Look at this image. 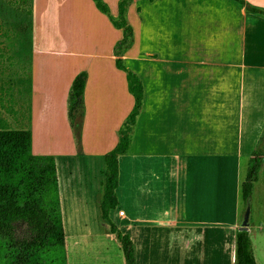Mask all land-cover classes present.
<instances>
[{
	"label": "crops",
	"instance_id": "crops-1",
	"mask_svg": "<svg viewBox=\"0 0 264 264\" xmlns=\"http://www.w3.org/2000/svg\"><path fill=\"white\" fill-rule=\"evenodd\" d=\"M40 1L31 2L30 39L0 40V91L7 95L8 107L5 116L0 114V130L31 131L32 154L55 158L65 250L68 237L71 247L83 248L94 245L89 241L92 238L113 235L86 224L84 206L91 202L73 191L78 185H61L58 165H63L71 180L86 165H98L102 174L105 155L117 144L116 131L133 107L125 73L116 69L110 53L122 34L98 15L102 20L98 32L104 42L95 36L91 52L83 55L69 51L68 57L58 50L52 54L64 64L54 69L53 64L44 65L40 72L39 60L43 64L50 54L37 47L40 23L35 14L43 17L48 3ZM105 1L116 15L118 0ZM246 1L264 8V0ZM128 18L133 19L135 42L122 58L141 80L144 97L130 149L118 157L116 198L118 216L122 212L119 217L125 220L122 233L135 240L136 257L142 252L141 263H149L154 239L161 235L158 230L170 228L168 236L186 233L180 230L185 223L176 213L179 195L174 185H179L177 179L188 173L190 165L200 159L223 160L231 162L237 172L245 169L246 161L247 169L264 130V17L247 13L232 0H141L129 6ZM138 26L146 32L138 34ZM65 39L59 37L57 43ZM191 44L199 45L200 52L189 54V49L176 48ZM74 61H81L80 67L69 75L59 95L56 80ZM81 71L87 73V80L79 153L67 120V95ZM45 74L47 81H43ZM21 121L23 126L12 128ZM263 169L264 161L258 173ZM103 182L93 193L95 211ZM255 185L258 177L252 193ZM63 192L69 196L63 197ZM243 212L244 206H234L226 223L229 231H236ZM116 227L120 230L121 225ZM191 237L182 238L185 249L193 239L200 242V229H192Z\"/></svg>",
	"mask_w": 264,
	"mask_h": 264
},
{
	"label": "rangeland",
	"instance_id": "rangeland-1",
	"mask_svg": "<svg viewBox=\"0 0 264 264\" xmlns=\"http://www.w3.org/2000/svg\"><path fill=\"white\" fill-rule=\"evenodd\" d=\"M103 1L110 9L108 2L105 0ZM134 1L139 3L141 0ZM31 2L32 0H0V40L30 39L32 16ZM46 2L48 3L45 5L46 10L43 17L42 14H35V19L38 17L40 23V30L38 29L39 31H37L36 34L38 41L37 47L43 48L47 53L50 52L44 59L43 64L42 61L39 60L38 66L41 67V69H39L40 72H42L44 65L53 64L52 68L54 69L64 64L58 62V58H55L56 55L54 54L58 52V50H61V52H63L62 55L65 56L72 53L83 55L85 52H91L93 41H95L94 37L98 36L100 39L101 36L98 31L100 30L102 20L98 15L104 17L114 30L120 31L122 34L121 30L115 29L112 26L106 15L96 9L92 0H46L45 3ZM128 10L126 19L133 31V43L132 46L123 53V56L133 48L135 42V26L133 27L132 25L133 19L128 18ZM110 15L115 18L117 16V10L116 15H112L111 13ZM137 32L138 34L142 32L145 33L146 30L138 26ZM65 36V40L57 43L59 37ZM98 42L104 41L100 39ZM1 43L3 42H0V44ZM115 45L110 52L112 54ZM140 47L141 46H138V48ZM7 48L11 50L17 49L16 46L11 45ZM176 48L178 51L189 49V54H196L200 46L191 44L189 46H177ZM69 51L71 52L69 53ZM175 53H177V51H175ZM17 57L20 56L16 55V58ZM68 57H64L63 59L66 60ZM80 64L81 61L71 62L69 65L71 67L67 66V69L65 68L66 71H63L60 78H57L58 80H56V83L59 84L60 89V91H58L59 95L69 75L76 70V68L80 67ZM45 73H48V71ZM47 77L45 74L43 81H47ZM2 87H4V83ZM6 97L7 95H3L2 89L0 91V114L2 116H5L4 113L8 112V107L5 103V101H7ZM1 120L2 119H0V121ZM15 126L16 127L12 128L23 126V121ZM20 129L21 128H19V130ZM246 164L245 161V163H243L245 169H238L237 172L231 162L223 160L200 159L199 163L190 165L188 173L181 174L179 179H177L179 185H174L179 195V206L176 213L178 219L185 223V226H180V230L182 233H186L183 234V236L181 233H174L168 236V234H171L170 228L158 230L159 232L157 234L161 235L157 237V239H154V250L151 254V261L149 263H141L142 252H139L136 257L137 264H235V233L239 231L238 227L234 232L229 231L230 229L227 227L226 223L233 216L234 206L237 205L240 209L244 206L241 185L246 174ZM58 166L60 168L59 178L61 185H78L73 188V191L81 193L86 201L91 202L89 206H84V208L86 207V224L92 229L99 230L100 232L105 230L110 235L105 224L100 220V210L98 209L95 211L93 209L94 205L92 204L93 193L100 187V181H104L106 164L104 165L102 174L98 165H86L81 173L73 175L72 180L69 175H67L63 165L60 164ZM74 176H76L75 180ZM257 177L258 185H255V190L254 193H252L250 202L251 212L248 235L250 237L256 264H264V169L261 171V174L258 173ZM238 181L240 184H237ZM62 195L63 197L69 196V192H63ZM66 202L67 201H65V203ZM118 210L119 209L116 208L110 212V219L116 226L118 224L121 225L120 230H118L122 233L124 232L122 225L125 224V220H122V218L118 216ZM67 218L68 214L66 212L65 225L66 233L68 234L70 224L68 225L69 222ZM196 221L200 223H198V225H191L192 222ZM242 221L243 217L241 219V222ZM192 229H200V242L193 239L190 241L189 248L185 249L182 245V238H184L185 235L192 238ZM108 237L109 236L106 237L103 235L92 238L89 241L91 243L94 242V245H87L83 248L71 247V240L68 237L66 240L67 264H124V257L119 242L114 235L111 238ZM137 240L141 243V239ZM133 242L135 243V240ZM199 246L200 253H198ZM97 251L98 255L96 256L95 252Z\"/></svg>",
	"mask_w": 264,
	"mask_h": 264
},
{
	"label": "trees",
	"instance_id": "trees-1",
	"mask_svg": "<svg viewBox=\"0 0 264 264\" xmlns=\"http://www.w3.org/2000/svg\"><path fill=\"white\" fill-rule=\"evenodd\" d=\"M96 9L106 15L123 37L113 49L115 67L125 73L127 91L133 107L117 129V144L105 155V176L99 201L100 220L120 244L124 264H136V248L127 234H122L109 214L118 206V157L128 153L134 128L143 104V85L124 63L123 53L133 43V31L126 13L134 0H119L117 16L110 15L103 0H92ZM150 2L154 0H149ZM247 13L264 17V8L246 0H232ZM85 71L73 79L67 95V120L76 149L82 151L81 135L85 116ZM29 130H0V264H67L65 235L60 206L55 158L37 156L31 151ZM264 161V130L248 161L241 185L243 216L250 221L253 184ZM235 264H256L248 232L236 233Z\"/></svg>",
	"mask_w": 264,
	"mask_h": 264
},
{
	"label": "water",
	"instance_id": "water-1",
	"mask_svg": "<svg viewBox=\"0 0 264 264\" xmlns=\"http://www.w3.org/2000/svg\"><path fill=\"white\" fill-rule=\"evenodd\" d=\"M249 229V222H248V216H243V221L238 226L239 232H248Z\"/></svg>",
	"mask_w": 264,
	"mask_h": 264
},
{
	"label": "built area",
	"instance_id": "built-area-1",
	"mask_svg": "<svg viewBox=\"0 0 264 264\" xmlns=\"http://www.w3.org/2000/svg\"><path fill=\"white\" fill-rule=\"evenodd\" d=\"M123 215V213L122 212H119V216H122Z\"/></svg>",
	"mask_w": 264,
	"mask_h": 264
}]
</instances>
